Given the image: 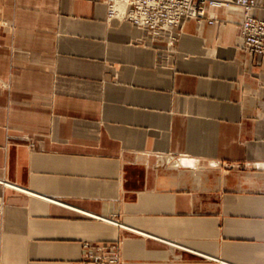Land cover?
Masks as SVG:
<instances>
[{
	"label": "crops",
	"instance_id": "0c3cea01",
	"mask_svg": "<svg viewBox=\"0 0 264 264\" xmlns=\"http://www.w3.org/2000/svg\"><path fill=\"white\" fill-rule=\"evenodd\" d=\"M207 18L169 52L104 0H0V264H264V56Z\"/></svg>",
	"mask_w": 264,
	"mask_h": 264
},
{
	"label": "built area",
	"instance_id": "2783aa9c",
	"mask_svg": "<svg viewBox=\"0 0 264 264\" xmlns=\"http://www.w3.org/2000/svg\"><path fill=\"white\" fill-rule=\"evenodd\" d=\"M110 20L129 21L143 31L151 41L165 42L168 51L177 44L187 20H215L207 18V9L214 7L240 8L239 47L251 55L264 56V20L254 12L264 8L257 0H104ZM165 59L160 56L159 60ZM0 199V211L2 209ZM73 264H122L119 242H95L84 245L82 260Z\"/></svg>",
	"mask_w": 264,
	"mask_h": 264
}]
</instances>
